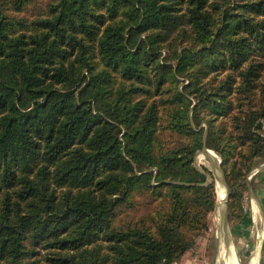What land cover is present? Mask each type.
I'll return each mask as SVG.
<instances>
[{
    "label": "trees",
    "instance_id": "1",
    "mask_svg": "<svg viewBox=\"0 0 264 264\" xmlns=\"http://www.w3.org/2000/svg\"><path fill=\"white\" fill-rule=\"evenodd\" d=\"M0 0V264H175L264 164V0ZM156 205L140 211L136 196ZM260 264H264L263 260Z\"/></svg>",
    "mask_w": 264,
    "mask_h": 264
},
{
    "label": "rangeland",
    "instance_id": "2",
    "mask_svg": "<svg viewBox=\"0 0 264 264\" xmlns=\"http://www.w3.org/2000/svg\"><path fill=\"white\" fill-rule=\"evenodd\" d=\"M49 2H51V0H40L36 3H33L32 5H29V7H27L22 13L15 14L12 11H7L6 14L16 15L18 17H23L29 20L37 17L38 15H43L46 10V4ZM213 155L216 157L214 171L209 168L205 160H202L203 162H197V158L200 155L196 156L195 158L196 166L200 168L201 165H203L208 168L210 171V175L208 176V178L215 180V183L217 182L216 178H214V176L216 177L215 173H217V179L219 181H225L223 171L220 166V159L215 153H213ZM247 181L249 183L248 192L245 194L246 196L243 203L244 211L248 213L251 219V223L247 228L249 232L247 236H245V238H241L239 236L233 235L232 225L234 223L229 222L228 230L226 232L225 230L222 231L223 233L227 234V238L229 241L226 240L225 236L222 237L220 230H223V225H221L222 221L220 216L223 217L225 213H223L221 209L219 211V204L217 199V206L215 208V211L210 216L208 229L197 239L196 245L189 252H187L179 262L175 264H184V261H191V264H197L196 260L202 259H204L206 264H226V260L228 258L230 264H233L234 262L236 264H256L254 260L255 256L257 257V264L261 263L264 250V164H261L254 168L250 172ZM224 184L225 185L223 187L225 188L227 195L225 196L224 200L226 199V201H228L229 189L226 182ZM218 196L219 195L217 194V197ZM135 201L138 203L137 208H139L140 211H143L144 209H152V207L156 205V202H153L152 199L148 196L141 197L137 195L135 197ZM208 240L212 242L215 241V244L217 243V241L221 242V253L217 259H215L213 248H211L212 250H210L208 253L203 249V247H205L203 246V243L206 244ZM223 246L225 247L226 251L224 255H222Z\"/></svg>",
    "mask_w": 264,
    "mask_h": 264
},
{
    "label": "bare ground",
    "instance_id": "3",
    "mask_svg": "<svg viewBox=\"0 0 264 264\" xmlns=\"http://www.w3.org/2000/svg\"><path fill=\"white\" fill-rule=\"evenodd\" d=\"M212 159H213L214 163H213ZM202 160H205V162L208 164L209 168H211L213 171L215 170L214 164L216 162V157L213 155L212 152L207 151L204 154H200V156H198V158H197V162L202 161ZM215 174H216V177L214 176V178H216V180H217V182L215 183L216 184V186H215L216 187V193L218 192L217 194L219 195L217 197V199H218V204L221 206L223 201H224V198L226 196V190L223 187L225 184L223 183V181H219L217 179V173H215ZM220 209H221V211H223V213H225L223 205ZM226 264H230L229 261H226ZM233 264H236V263L234 262Z\"/></svg>",
    "mask_w": 264,
    "mask_h": 264
},
{
    "label": "crops",
    "instance_id": "4",
    "mask_svg": "<svg viewBox=\"0 0 264 264\" xmlns=\"http://www.w3.org/2000/svg\"><path fill=\"white\" fill-rule=\"evenodd\" d=\"M210 240V239H209ZM208 240V242L205 244V243H203L204 245L203 246H205V247H203V249L208 253L210 250H212L211 248H213V252H214V254H215V259H217L218 258V256L220 255V253H221V249H220V246H221V242L220 241H217V243L215 244L214 242L215 241H209ZM219 240V239H218ZM213 252H211V253H213ZM224 253H226V251H225V247L223 246L222 247V255H224ZM255 262H256V264H257V257L255 256ZM262 260H263V262H264V250H263V257H262ZM197 261V264H206L205 263V261H204V259H202V260H196ZM226 261H229V258L226 260ZM184 264H191V261H184ZM194 264H196V263H194Z\"/></svg>",
    "mask_w": 264,
    "mask_h": 264
},
{
    "label": "water",
    "instance_id": "5",
    "mask_svg": "<svg viewBox=\"0 0 264 264\" xmlns=\"http://www.w3.org/2000/svg\"><path fill=\"white\" fill-rule=\"evenodd\" d=\"M207 151H209V150H207L206 148H203L202 150H201V152H199L198 154H197V156L198 155H200V154H204L205 152H207ZM196 164V163H195ZM207 182L208 183H212V182H214L215 183V180H213V179H210V178H208L207 179ZM223 182L225 183V181L223 180ZM227 196V195H226ZM227 198V197H226ZM222 205H223V207H224V209H225V214H224V216L222 217V216H220L221 217V225H223V227H222V229L223 230H220V232H221V235H222V237H226V240H228V236H227V234L226 233H223L222 231H224L225 230V232L228 230V224H227V201H226V199L223 201V203H222ZM222 205L220 206L219 205V211H220V208L222 207ZM224 219V220H223ZM220 229H221V227H220ZM223 233V234H222ZM229 241V240H228Z\"/></svg>",
    "mask_w": 264,
    "mask_h": 264
}]
</instances>
